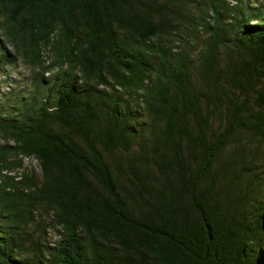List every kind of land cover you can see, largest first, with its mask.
Returning <instances> with one entry per match:
<instances>
[{
  "label": "trees",
  "instance_id": "trees-1",
  "mask_svg": "<svg viewBox=\"0 0 264 264\" xmlns=\"http://www.w3.org/2000/svg\"><path fill=\"white\" fill-rule=\"evenodd\" d=\"M0 264H264V0H0Z\"/></svg>",
  "mask_w": 264,
  "mask_h": 264
},
{
  "label": "rangeland",
  "instance_id": "rangeland-1",
  "mask_svg": "<svg viewBox=\"0 0 264 264\" xmlns=\"http://www.w3.org/2000/svg\"><path fill=\"white\" fill-rule=\"evenodd\" d=\"M206 38V34L205 33H203V32H201L199 35H198V41H199V45H200V47H201V45L203 44V42H204V39ZM184 49H185V46L183 45V44H181V45H178L177 46V48H176V50L178 51V52H183L184 51ZM195 52H197V51H195ZM21 68H22V70H25V72L27 73V74H29L30 73V71H31V69H30V67L29 66H27L26 64H24L23 62H22V66H21ZM28 160L29 159H27L26 160V163H28ZM34 160V159H33ZM36 162V161H35ZM33 163L34 165H33V167L34 168H36V171L38 172V174H40L41 175V166L40 165H38V162L37 163ZM28 164H31L30 162L28 163ZM28 164L26 165L25 164V172L26 171H32L33 169L31 168V167H29L28 168ZM30 173V172H29ZM11 174H14V173H11ZM50 236H52V238H53V244L58 240V238H59V236H58V234L56 233V232H53V231H50Z\"/></svg>",
  "mask_w": 264,
  "mask_h": 264
}]
</instances>
